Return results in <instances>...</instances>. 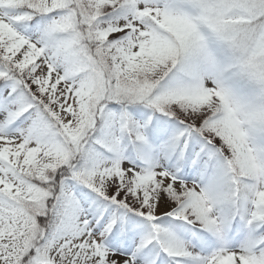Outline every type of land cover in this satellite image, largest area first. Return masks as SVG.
Instances as JSON below:
<instances>
[{
    "label": "snow or ice",
    "instance_id": "snow-or-ice-1",
    "mask_svg": "<svg viewBox=\"0 0 264 264\" xmlns=\"http://www.w3.org/2000/svg\"><path fill=\"white\" fill-rule=\"evenodd\" d=\"M0 264H264V0H0Z\"/></svg>",
    "mask_w": 264,
    "mask_h": 264
}]
</instances>
